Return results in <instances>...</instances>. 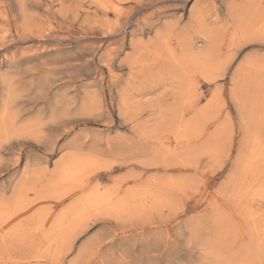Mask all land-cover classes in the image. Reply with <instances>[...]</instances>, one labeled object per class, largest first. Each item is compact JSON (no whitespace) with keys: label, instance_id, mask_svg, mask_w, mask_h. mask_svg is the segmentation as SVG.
Here are the masks:
<instances>
[{"label":"rangeland","instance_id":"obj_1","mask_svg":"<svg viewBox=\"0 0 264 264\" xmlns=\"http://www.w3.org/2000/svg\"><path fill=\"white\" fill-rule=\"evenodd\" d=\"M0 98V264H264V0H0Z\"/></svg>","mask_w":264,"mask_h":264},{"label":"bare ground","instance_id":"obj_2","mask_svg":"<svg viewBox=\"0 0 264 264\" xmlns=\"http://www.w3.org/2000/svg\"><path fill=\"white\" fill-rule=\"evenodd\" d=\"M18 64V63H17ZM2 77V76H1ZM0 129H2L4 126H6V118H7V114L9 111V105L13 102L11 99H2L0 98ZM32 126V125H31ZM7 127V126H6ZM3 130V129H2ZM21 132V131H20ZM58 165V164H57ZM66 166V165H65ZM63 168V167H62ZM87 168V163L85 164L84 162L80 163V164H71L69 167H65L61 170L60 174H59V180H62L64 182V180H70V179H74L76 176L81 175L84 170H86ZM56 174V173H55ZM54 175V174H53ZM82 177V176H81ZM53 179V178H52ZM81 179V178H80ZM56 180V179H55ZM58 180V179H57ZM82 180V179H81ZM75 181V180H74ZM77 181H79L77 179ZM76 181V182H77ZM56 183V181H55ZM60 183V182H59ZM57 184V183H56ZM95 188V187H94ZM86 197V196H85ZM106 198V195L101 194L97 189L92 192L89 196H87L86 198V202L88 204H94L98 203L99 200H102ZM85 201V200H84ZM6 206V205H5ZM96 206V205H95ZM81 211V210H80ZM79 212V211H78ZM76 216V214H75ZM85 222V221H84ZM91 240V239H90ZM152 242V241H150ZM155 242V241H154ZM156 244V243H155ZM159 244V243H158ZM151 245V244H150ZM126 246V245H125ZM156 246V245H155ZM158 246V245H157ZM152 247V246H151ZM204 247V246H203ZM81 248V247H80ZM141 248V247H140ZM158 248V247H157ZM122 249V248H121ZM143 249V248H141ZM155 249V247H154ZM159 249V248H158ZM81 250V249H80ZM135 250V249H134ZM152 250V249H151ZM157 250V249H156ZM124 251V250H123ZM148 251V249H147ZM81 252V251H80ZM161 252V251H160ZM156 253V252H155ZM116 254V253H115ZM140 254V253H139ZM155 255V254H154ZM157 256V255H156ZM139 257V256H138ZM140 259V258H139ZM161 259V258H160ZM152 260V259H151ZM156 260V259H155ZM138 261V260H136ZM74 262V261H73ZM161 262V260H160ZM128 263V262H127ZM140 264H142L141 262H139ZM200 263V262H199ZM126 264V263H125ZM150 264V263H149ZM154 264V262H153ZM157 264V263H156Z\"/></svg>","mask_w":264,"mask_h":264}]
</instances>
